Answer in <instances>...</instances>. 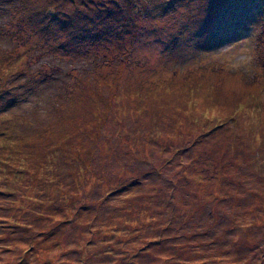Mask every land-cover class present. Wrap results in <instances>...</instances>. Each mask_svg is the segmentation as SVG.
Returning a JSON list of instances; mask_svg holds the SVG:
<instances>
[{
    "label": "rangeland",
    "instance_id": "1",
    "mask_svg": "<svg viewBox=\"0 0 264 264\" xmlns=\"http://www.w3.org/2000/svg\"><path fill=\"white\" fill-rule=\"evenodd\" d=\"M0 264H264V0H0Z\"/></svg>",
    "mask_w": 264,
    "mask_h": 264
}]
</instances>
